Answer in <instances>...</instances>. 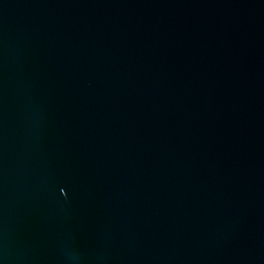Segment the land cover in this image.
I'll list each match as a JSON object with an SVG mask.
<instances>
[{
  "label": "water",
  "instance_id": "obj_1",
  "mask_svg": "<svg viewBox=\"0 0 264 264\" xmlns=\"http://www.w3.org/2000/svg\"><path fill=\"white\" fill-rule=\"evenodd\" d=\"M0 264H264V0H0Z\"/></svg>",
  "mask_w": 264,
  "mask_h": 264
}]
</instances>
